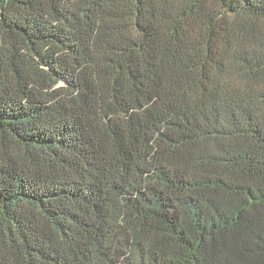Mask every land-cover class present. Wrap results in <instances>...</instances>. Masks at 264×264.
Instances as JSON below:
<instances>
[{"label":"trees","instance_id":"1","mask_svg":"<svg viewBox=\"0 0 264 264\" xmlns=\"http://www.w3.org/2000/svg\"><path fill=\"white\" fill-rule=\"evenodd\" d=\"M0 264H264V0H0Z\"/></svg>","mask_w":264,"mask_h":264}]
</instances>
